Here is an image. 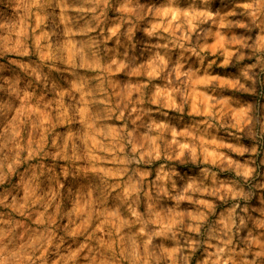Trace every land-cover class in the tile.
Here are the masks:
<instances>
[{
	"label": "clouds",
	"instance_id": "obj_1",
	"mask_svg": "<svg viewBox=\"0 0 264 264\" xmlns=\"http://www.w3.org/2000/svg\"><path fill=\"white\" fill-rule=\"evenodd\" d=\"M0 264H264V0H0Z\"/></svg>",
	"mask_w": 264,
	"mask_h": 264
}]
</instances>
